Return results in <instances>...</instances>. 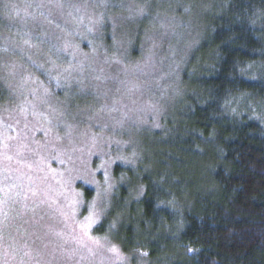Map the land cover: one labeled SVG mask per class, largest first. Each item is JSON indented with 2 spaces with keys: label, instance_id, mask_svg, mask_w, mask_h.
Returning a JSON list of instances; mask_svg holds the SVG:
<instances>
[{
  "label": "rangeland",
  "instance_id": "rangeland-1",
  "mask_svg": "<svg viewBox=\"0 0 264 264\" xmlns=\"http://www.w3.org/2000/svg\"><path fill=\"white\" fill-rule=\"evenodd\" d=\"M218 5L0 0V264H148L94 230L198 97L184 75Z\"/></svg>",
  "mask_w": 264,
  "mask_h": 264
},
{
  "label": "trees",
  "instance_id": "trees-1",
  "mask_svg": "<svg viewBox=\"0 0 264 264\" xmlns=\"http://www.w3.org/2000/svg\"><path fill=\"white\" fill-rule=\"evenodd\" d=\"M216 13L184 75L198 97L166 124L150 170L127 171L141 192H118L131 202L120 226L108 214L94 230L148 264H264V0H219Z\"/></svg>",
  "mask_w": 264,
  "mask_h": 264
},
{
  "label": "snow or ice",
  "instance_id": "snow-or-ice-1",
  "mask_svg": "<svg viewBox=\"0 0 264 264\" xmlns=\"http://www.w3.org/2000/svg\"><path fill=\"white\" fill-rule=\"evenodd\" d=\"M112 251L118 253V249L113 248ZM145 255H146V253H145Z\"/></svg>",
  "mask_w": 264,
  "mask_h": 264
}]
</instances>
